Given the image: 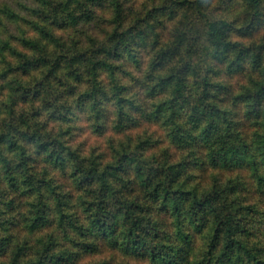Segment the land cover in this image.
I'll return each instance as SVG.
<instances>
[{
	"label": "trees",
	"instance_id": "16d2710c",
	"mask_svg": "<svg viewBox=\"0 0 264 264\" xmlns=\"http://www.w3.org/2000/svg\"><path fill=\"white\" fill-rule=\"evenodd\" d=\"M0 264H264V0H0Z\"/></svg>",
	"mask_w": 264,
	"mask_h": 264
}]
</instances>
